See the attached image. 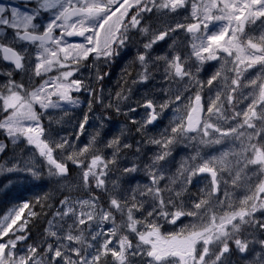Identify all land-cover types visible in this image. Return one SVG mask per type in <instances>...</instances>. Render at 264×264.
Masks as SVG:
<instances>
[{
	"label": "snow or ice",
	"instance_id": "snow-or-ice-1",
	"mask_svg": "<svg viewBox=\"0 0 264 264\" xmlns=\"http://www.w3.org/2000/svg\"><path fill=\"white\" fill-rule=\"evenodd\" d=\"M189 2L190 19L166 22L163 30H152V38L143 44L144 51L138 52L136 59L144 69L138 74L139 80L146 81L153 45L177 31L187 33L190 54L183 56L177 52L170 59L167 56L156 59L165 61V80L183 82L188 78L195 94L187 103L179 90L174 99L170 92L166 93L169 98L162 103L152 99L144 101L147 118L137 131L144 132L173 105L180 114L173 120L170 134L166 129L159 139H149L160 148L151 163L145 165L150 184L143 190L133 188L130 195H110L108 206L104 207L92 188L108 192L110 166L116 164L122 148H131V145L122 144L119 137L110 140L106 147L113 152L108 159L97 147L99 133L79 147L67 138L48 135L42 118L48 110L61 108V102L78 105L73 92L85 90L95 95L84 80L75 78L76 73L81 67H95L97 81L102 80L106 73L100 74L97 61L103 58L108 63L119 55V49L126 47L130 40L132 30L149 34L150 27L142 25L144 13L178 15ZM257 22L259 35L254 28ZM90 58L91 65L87 64ZM192 58H195L194 65L189 63ZM0 60L12 66L0 72L8 77L0 84V130L13 144L23 138L35 148L46 162L48 175L56 177L58 183L67 179L68 162H71L81 173L73 182L75 187H82L90 194L86 199L68 195L60 201L62 208L53 213L45 229L46 237L41 245L46 247L42 251L35 243L28 244L22 252L17 248L19 242L28 239V220L18 222L25 209L29 210L28 216L38 215L32 211L33 206L25 202L10 210L0 218V264H100L102 257L108 255L114 264H129V257L133 256L147 258V264H228L232 245L241 254L251 250L254 237L249 239L253 236L249 229L264 230V220L257 218L258 213L264 215V0L0 2ZM211 61H216L219 68L205 84L191 68L195 67L199 73ZM253 70L255 76L251 75ZM17 71L24 73L30 82L34 77L41 82L38 85L17 82L12 78ZM218 84L221 86L217 87ZM205 87L210 93L206 102ZM116 97L117 101L127 99L122 92ZM97 102H102L99 97ZM116 110L120 111L118 104ZM87 119L85 115L81 132ZM185 140L226 147L219 155L209 158L197 153L191 161L199 159L201 163L181 164L178 174L169 178L170 185L161 188L160 183L166 176L160 162L171 154L173 145ZM3 149L0 145V151ZM57 151L59 158L54 155ZM5 170H22L34 179L42 176L35 164L27 161L23 168L18 164L0 167V172ZM138 170L135 163L123 169L126 174ZM204 173L211 177L210 186L202 189L200 198L191 201L189 206L182 199L186 185L192 183L194 176ZM112 183L115 189L116 182ZM68 187L71 189L73 184ZM165 191L169 194L167 199ZM145 196L152 200V208L146 215V201L139 199ZM36 202L44 206L42 199ZM115 213L121 216L119 223ZM184 217L190 219L178 230L162 231L164 224L176 226ZM109 222L112 227L107 230H92L93 226L100 228ZM81 226L88 229L87 233ZM87 236H91V241ZM258 243L261 251L249 264H264V239Z\"/></svg>",
	"mask_w": 264,
	"mask_h": 264
},
{
	"label": "rangeland",
	"instance_id": "rangeland-1",
	"mask_svg": "<svg viewBox=\"0 0 264 264\" xmlns=\"http://www.w3.org/2000/svg\"><path fill=\"white\" fill-rule=\"evenodd\" d=\"M0 2L4 4H16L19 3L20 0H0ZM191 12V3L189 2L186 9H180L179 14L169 13L168 16H161L157 12L152 13H144V19L142 21L143 26H149L150 32L148 35H144V39L140 40V46L134 47L131 43H134V37L130 36V40L127 42L126 47L119 49L118 60L123 64V67L126 68L125 72H123V77L120 78L122 73L117 71L107 72L105 75V89L103 94L100 96L102 102H97L100 106L105 109H112L116 116L122 115L124 119L121 121H108L109 113L100 114L92 107L89 108V92L85 90H81L80 92H73L72 95L74 98H78L79 104L72 105L69 103L61 102L62 107L58 109H50L47 114L43 116L45 118L46 124V133L55 137L56 139H60L61 137L69 139L71 142H74L77 146L83 147L86 145L92 136L99 133L97 136L98 145L97 147L100 149L102 154L110 159L112 157L113 149L107 148V143L119 137L122 141V144H130L131 148L124 149L122 148L115 165L110 166V172L107 179L108 183V193L104 196L99 197L100 203L101 201L106 202L108 206V201L110 195L119 194L121 196L131 194V190L133 188H139L140 190L144 189L145 185L150 184L149 176L147 174V170L145 169V165L151 163L152 157L160 151L159 146L154 145L149 142V139L155 137L157 139L160 138L161 134L165 132L167 129L170 134L171 126H173V120L178 113L176 111V106L173 105L166 109L164 113L158 118L156 123L153 126H147V129L144 132L137 131L140 128L141 123L147 118L146 113L147 109L143 107L144 101L146 99L155 100L157 103H162L164 100L168 99V95L166 93H171L172 98L174 99L175 93L179 90L184 97V103H187L188 98L194 96L195 87H192L188 83V78H185V81L182 85L179 84L178 81L165 80V61L157 60L158 56H167L169 59L171 55L177 52H182L181 45L183 42V35L179 33L172 37V34L166 37L165 40L157 42L153 45V48L150 50V57L148 61V73L149 78L146 81L141 82L139 80V73L144 71L141 67L139 61L136 59L138 52H143V44L152 38L151 32L152 30L160 29L163 30L165 23H171L174 20L183 21L185 17H189L190 19ZM136 31V30H133ZM260 27L256 31V34L259 35ZM140 33L139 31H136ZM132 41V42H130ZM134 41V42H133ZM175 41V44L173 42ZM190 42V37H189ZM171 46V47H170ZM191 48L189 45V51L185 52V56L190 54ZM123 53H127V56H122ZM183 54V53H182ZM190 64H195V58H192L189 61ZM106 63V65H108ZM208 69H203L199 73H196L195 67L191 68V71L195 74L196 78L203 81L205 84L207 80L213 75V73L219 68V64L216 62L207 67ZM2 62L0 61V72L7 71ZM206 70V71H205ZM205 71V75H204ZM256 71L253 70L251 72L252 76H255ZM88 73L85 74H76L75 78L84 80L86 85H90L88 81ZM15 76L13 78L17 82H24L26 85H38L36 84L37 77H34L30 82L28 77L22 75L20 77ZM8 77L0 75V84H3L7 81ZM134 81H136L134 83ZM216 83V82H214ZM134 84V85H132ZM222 84V82H221ZM221 86L220 84L217 87ZM185 88H190L188 91H184ZM118 92H122L127 99H122L117 101L116 94ZM215 93V88L212 90V95ZM210 95L209 90L205 87L203 96L205 102L207 101L208 96ZM111 104L112 107H108ZM118 104L120 111L116 110V105ZM181 111L183 110V104L180 105ZM130 109H135V111H131ZM108 114V115H107ZM85 115H87V125H85L84 130L81 132L80 124L84 121ZM115 116V117H116ZM136 121V123H133ZM44 124V122L42 121ZM77 134H79V138L77 139ZM0 135L3 138H0V145L4 146L3 151H0V167L9 168L14 164H18L21 168H23L25 162H33L35 166L41 171L45 172L47 176L51 180L52 184V201H51V215L45 224V228L42 231L41 242L45 239L46 233L45 229L49 227V220L53 219V213L60 210L62 205L60 201L65 198V196L71 195L73 199L82 198L86 199L89 197V192L84 190L82 187L77 189L74 185V181L80 176V169L74 168V176L72 178H67L64 181L57 182L56 177H50L48 175V168L46 162L43 158H41L36 150L32 148H27L24 144L26 141L21 138V140L17 144H13L12 141L7 137L6 133L0 130ZM226 147V145H214L212 147H208L206 145L199 144L197 141L185 140L182 142H178L172 147L171 154L166 158L165 161H161L160 164L163 166L162 171L165 173L166 179L161 181L160 187L164 188L165 185H170L169 178L178 174V169L181 164H185L186 166L191 164V166H195V164L201 163V160H197L195 162L191 161V158L194 155L199 153L203 158H209L212 156H217L221 151ZM139 149V151H137ZM54 155L59 158V152ZM71 163V162H68ZM135 163L138 165V171L134 173L126 174L123 169L126 167H131V165ZM0 174H13V176L18 177V179L26 176L27 178L33 179L28 173L25 171H2ZM21 180V179H20ZM113 181L116 182V188H113ZM73 184V187L69 189L68 185ZM210 180L205 176H194L192 179V183L186 185V192L184 193L182 199L188 202L189 206L191 201L197 200L200 198V193L202 189L209 188ZM173 187H177L173 185ZM98 190L95 187L92 188V191ZM168 192L165 191L164 196L165 199L168 198ZM222 195V193H220ZM139 199L146 201L145 203V211L144 215H146L147 211H150L152 208V200L151 197H139ZM13 206L3 212L0 218L7 215L10 210L14 208H19L23 203ZM171 211V207H169ZM23 215V214H22ZM139 216L140 214L137 213ZM117 223L120 222L121 216L119 213H115ZM257 218L264 220V216L262 214H257ZM25 218L22 217V220L18 223H21ZM67 219V218H66ZM190 218L184 217L177 223L176 226L170 224H164L162 231L169 232L173 230H178V227L182 224H185L189 221ZM162 222V221H161ZM68 223H71V220H68ZM163 223V222H162ZM85 227V226H81ZM112 227V224L105 223L101 225L100 228H96L93 226L94 231L99 232L102 230H107ZM85 231L87 233L88 229L85 227ZM263 235V236H262ZM257 236L255 240V246L257 250L256 253L260 252L261 246L259 245V236L264 237V230L258 229L254 234V237ZM87 239L91 241V236H87ZM133 243H135L134 236L132 237ZM49 242H51V238H49ZM102 242V240L100 241ZM26 241H21L18 243L17 248L19 251H23L27 247ZM43 247L46 245H41L40 250H43ZM96 247H99V243H96ZM250 252V251H249ZM100 264H114V261L110 255L106 257H102ZM129 264H147V258H142L140 256L129 257Z\"/></svg>",
	"mask_w": 264,
	"mask_h": 264
},
{
	"label": "flooded vegetation",
	"instance_id": "flooded-vegetation-1",
	"mask_svg": "<svg viewBox=\"0 0 264 264\" xmlns=\"http://www.w3.org/2000/svg\"><path fill=\"white\" fill-rule=\"evenodd\" d=\"M259 27H260V24H259V22H257V25H255L254 26V28H255V30L257 31L258 29H259ZM180 34V35H183V42H182V45H181V49H182V52H179L180 54H182L183 56H185L184 54H185V52H188L189 51V35L187 34V33H185V32H183V31H177L176 33H173L172 34V37H175L177 34ZM130 36H132V37H134V43H131V45L132 46H134V47H137V46H140V40L141 39H144V35H142L141 33H137L136 31H133L132 30V32L130 33ZM71 39H73V40H79L80 38H71ZM130 42H132V41H130ZM176 53H174V54H172L171 55V57L173 56V55H175ZM122 56H127V53H123L122 54ZM116 60H118V55L117 56H114L113 58H112V60L111 61H109V64L108 65H106V63L104 62V60H103V58H101V60H99V61H97L96 63H97V65H98V67H99V69H100V74L101 75H104L105 73H107V72H110V71H117V72H119V73H122L121 74V76H120V78H122L123 77V72H125V70H126V68H124L123 67V64H122V62H120V61H116ZM1 62H2V64L6 67V68H10V67H12L10 64H8V63H5V62H3L2 60H0ZM92 59L90 58L89 59V61H87V64H89V65H91L92 64ZM214 63H216V61H211V62H207V63H205L204 65H203V69H208L207 67L209 66V65H212V64H214ZM34 66V65H33ZM206 71V70H205ZM205 71H204V75H205ZM85 74V73H88L89 75H88V81L90 82V85H89V87L92 89V90H94V93H95V95H89V97H90V100H91V102H92V107H93V109L94 110H96L98 113H100V114H104L103 112H105V113H109V116L110 117H108V121H121L122 119H124L123 118V116L122 115H120V116H116V114L114 113V111L112 110V109H105L104 107H98V105H100L99 103H97V97H99L100 98V96L103 94V92H104V89H105V75H104V78L102 79V80H99V81H97V79H96V68L95 67H81V69H80V71L78 72V73H76V74ZM18 75V77H20V76H22V75H24V73H22V72H19V71H17V72H14V74H13V77L12 78H15V76H17ZM4 76V75H3ZM17 77V78H18ZM82 78L83 77H81L80 79L82 80ZM175 81H178V79L177 80H175ZM175 81H173V84L175 83ZM184 81H185V79H184ZM183 81V82H184ZM36 84H39L41 81H40V78H38L37 77V79H36ZM183 82H181V81H179V84L180 85H182V83ZM132 85H134V84H132ZM101 108V109H100ZM108 115V114H107ZM116 116V117H115ZM42 121L44 122V124H43V126L45 127V129H46V124H45V118H42ZM47 130V129H46ZM27 148H32L33 150H35V148H33L32 146H29V145H27V143L25 142V144H24ZM206 146H208V147H212V146H214V145H206ZM68 168H69V175H68V177L67 178H72L73 176H74V168H77L75 165H73L72 163H68ZM206 178H209V176L208 175H204ZM210 179V178H209ZM110 187V186H109ZM109 187H108V189H109ZM92 193L93 194H95V195H97V196H99V197H101V196H104L105 197V195L108 193V192H103V191H101V190H95V191H92ZM101 204L104 206V207H107V205H106V202H104V201H101ZM264 216V215H263ZM179 222V221H178ZM177 222V223H178ZM258 229H255V230H252V229H249V231H252L253 232V236H250L249 237V239H253V237H254V234L256 233V231H257ZM263 236V235H262ZM256 238H257V236H255L254 237V240H253V243L250 245V248H251V250H250V252H247V253H243V254H241V253H239L238 251H236L235 250V246L234 245H232V252H231V254H230V257H229V259H228V264H249V262L253 259V254L256 252V251H258L257 250V247L255 246V240H256ZM261 239H264V237H260L259 236V240H261ZM259 251H261V248H260V250Z\"/></svg>",
	"mask_w": 264,
	"mask_h": 264
},
{
	"label": "trees",
	"instance_id": "trees-1",
	"mask_svg": "<svg viewBox=\"0 0 264 264\" xmlns=\"http://www.w3.org/2000/svg\"><path fill=\"white\" fill-rule=\"evenodd\" d=\"M38 198L44 201L43 207L36 202ZM51 198V184L44 177H41L38 182L32 183L24 179H8L4 175L0 178V214L15 204H21L22 201L32 205V211L38 214L36 217H27V244L35 243L40 248L42 231L51 212V208L49 209ZM28 211L25 209L26 216Z\"/></svg>",
	"mask_w": 264,
	"mask_h": 264
},
{
	"label": "water",
	"instance_id": "water-1",
	"mask_svg": "<svg viewBox=\"0 0 264 264\" xmlns=\"http://www.w3.org/2000/svg\"><path fill=\"white\" fill-rule=\"evenodd\" d=\"M155 122H156V121H155ZM155 122H154V123H155ZM154 123L151 124V126L154 125ZM204 174H207V173H204ZM204 174H199V176L204 175ZM207 175H209V174H207ZM210 181H211V177H210Z\"/></svg>",
	"mask_w": 264,
	"mask_h": 264
},
{
	"label": "bare ground",
	"instance_id": "bare-ground-1",
	"mask_svg": "<svg viewBox=\"0 0 264 264\" xmlns=\"http://www.w3.org/2000/svg\"><path fill=\"white\" fill-rule=\"evenodd\" d=\"M105 107V106H104ZM101 109V108H100ZM109 116V115H108ZM125 120V119H124ZM126 121V120H125Z\"/></svg>",
	"mask_w": 264,
	"mask_h": 264
}]
</instances>
